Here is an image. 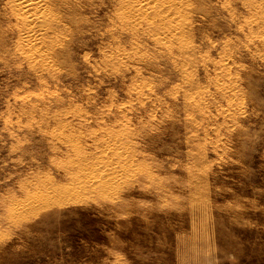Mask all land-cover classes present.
<instances>
[{
	"label": "rangeland",
	"instance_id": "1",
	"mask_svg": "<svg viewBox=\"0 0 264 264\" xmlns=\"http://www.w3.org/2000/svg\"><path fill=\"white\" fill-rule=\"evenodd\" d=\"M5 1L0 264H264V0H184L149 25L67 0L36 23L44 72Z\"/></svg>",
	"mask_w": 264,
	"mask_h": 264
},
{
	"label": "bare ground",
	"instance_id": "2",
	"mask_svg": "<svg viewBox=\"0 0 264 264\" xmlns=\"http://www.w3.org/2000/svg\"><path fill=\"white\" fill-rule=\"evenodd\" d=\"M67 0H6L5 3V11L9 14L8 20L10 18L15 21V29H17V34L19 38V46L18 50L23 52L25 54V60L28 61V64L30 63L31 66L35 69V71H40V68L43 67V72L47 71V69H50L52 64L50 62V51L47 49L50 46L47 45V41L43 40V31L42 29H39L38 26H36L37 22L42 23L41 28H44L46 22L53 21L55 19L54 12H57V8L60 11V7H64V5L67 4ZM249 7H251L250 0L246 1ZM70 3H72L70 1ZM120 5H124L123 9L119 12V18L124 21L125 23H134L136 22L139 25L146 24L149 25L153 18L161 19L163 22L167 23H174L175 19L172 17L174 12H177L179 10V14L181 15L183 13V8L187 5L184 0H120ZM71 5V4H69ZM246 5V4H245ZM55 7V8H54ZM72 7V6H71ZM247 7V6H246ZM55 9V10H54ZM254 9L256 10L254 13H259L260 16L255 17L253 20L250 19L251 24L253 22H263L264 23V5H255ZM250 10V9H248ZM167 11V13H166ZM4 12V11H2ZM164 13H166L164 15ZM6 14V15H8ZM5 13L1 14L0 19H4ZM164 15V16H162ZM255 15V14H254ZM253 15V16H254ZM11 19V21H12ZM6 20V19H5ZM249 21V22H250ZM10 22V21H9ZM248 22V21H247ZM3 22L0 21V28L1 24ZM5 23V22H4ZM9 24V23H8ZM5 24V25H8ZM250 25V24H249ZM253 25V24H252ZM12 26V25H11ZM257 26V25H256ZM260 26V25H258ZM257 26V27H258ZM6 27V26H5ZM12 27V28H13ZM11 28V30H12ZM9 29V28H8ZM254 29V28H253ZM252 29V30H253ZM166 34L164 36V39L160 42V40H157L158 43L165 44V42H173L175 40V34L171 30H165ZM258 38V37H257ZM49 44V43H48ZM54 45V44H53ZM41 49H39V47ZM48 46V47H47ZM52 49L53 46L51 45ZM43 48H46L47 50H43ZM52 60V59H51ZM47 73V72H45ZM55 115V114H54ZM56 119V118H54ZM53 119V120H54ZM61 119V118H60ZM62 121V120H61ZM64 121V120H63ZM82 122V121H81ZM55 123V122H54ZM57 123V121H56ZM84 125V124H83ZM82 125V126H83ZM104 126V125H103ZM112 127V126H111ZM110 127V128H111ZM56 128V127H55ZM125 128V127H124ZM128 128V127H127ZM78 129V128H77ZM126 129V128H125ZM58 130V129H57ZM114 130V129H112ZM55 131V130H54ZM53 131V132H54ZM77 132V131H76ZM79 132V131H78ZM106 132V131H105ZM112 132V131H111ZM119 132V131H118ZM126 132V131H125ZM130 132V131H129ZM132 132V131H131ZM57 133V132H55ZM95 133V132H94ZM77 134V133H76ZM123 134V132H122ZM125 134V133H124ZM56 134H54L55 136ZM88 135V134H87ZM108 135V134H107ZM65 136V135H64ZM63 136V137H64ZM85 136V135H84ZM117 136V135H116ZM135 136V135H134ZM83 137V136H82ZM118 137V136H117ZM57 138V137H56ZM92 138V137H91ZM98 138V137H97ZM96 138V139H97ZM112 138V137H111ZM115 138V137H114ZM113 138V139H114ZM130 138V137H129ZM95 139V140H96ZM104 139V138H103ZM125 139V136H124ZM132 139V138H131ZM129 139V140H131ZM63 140V139H62ZM71 140V139H70ZM86 140V139H85ZM72 141V140H71ZM94 141V140H93ZM99 141V140H98ZM126 141V140H125ZM103 142V141H102ZM74 143V142H73ZM72 143V145H73ZM91 143V142H90ZM100 143V142H99ZM104 143V142H103ZM107 143V142H106ZM125 143V142H124ZM79 144V143H78ZM116 144V142H115ZM77 145V143H76ZM81 145V144H80ZM100 145V144H98ZM97 145V146H98ZM110 145V143H109ZM114 145V144H113ZM92 146V145H91ZM123 146V145H122ZM69 147V146H68ZM106 147V146H105ZM112 147V146H111ZM118 147V146H117ZM121 147V146H120ZM75 148V147H74ZM97 148V147H96ZM100 148V147H99ZM107 148V147H106ZM128 148V146L126 147ZM72 149V148H71ZM76 149V148H75ZM77 150V149H76ZM79 150V149H78ZM103 150V149H102ZM106 150V149H105ZM119 150V149H118ZM81 151V150H80ZM79 151V152H80ZM113 154L116 155L118 158L119 152L117 149L111 148L110 150ZM121 151V150H120ZM126 151V150H125ZM81 153H83L81 151ZM103 153H105L103 151ZM109 153V152H108ZM125 153V152H124ZM128 153V152H127ZM80 154V153H79ZM93 154V153H92ZM81 155V154H80ZM126 155V154H125ZM124 156V155H123ZM73 157V156H72ZM75 158V157H74ZM78 158V157H77ZM85 158V157H84ZM115 158V157H114ZM71 158H69L70 160ZM105 159V157H104ZM112 159V158H111ZM76 160V159H75ZM73 161V160H72ZM88 161V160H87ZM111 161V160H110ZM126 162V161H125ZM67 164V163H66ZM72 164V163H71ZM94 165V164H93ZM105 165V163H104ZM122 165V164H121ZM67 167V166H66ZM72 168H65L66 173L63 176L64 180L67 177H73L78 181L77 189L84 188V184L82 183V180H84V173L88 169H86L85 164H82V161H78L77 163H73L70 165ZM88 167V166H87ZM114 167V166H113ZM116 167V166H115ZM92 169V168H91ZM94 169V168H93ZM63 170V168H62ZM73 170H78V176L75 175ZM125 170V169H123ZM115 171V170H114ZM117 171V170H116ZM91 172V171H90ZM110 173V172H107ZM121 173V172H120ZM118 173V174H120ZM95 174V173H93ZM104 174V173H101ZM117 174V173H116ZM86 175V174H85ZM76 176V177H75ZM90 176V175H89ZM114 176V175H113ZM120 176V175H118ZM86 177V176H85ZM99 177V176H98ZM100 178V177H99ZM115 178V177H114ZM99 180V179H98ZM105 180V179H104ZM90 181V179L88 180ZM112 181V180H111ZM88 183V182H87ZM77 184V182H76ZM88 186V184H87ZM90 186V185H89ZM109 187V185H106ZM71 187V186H70ZM76 187V186H75ZM74 188V187H73ZM76 189V190H77ZM67 191H70V189H62V194H66ZM80 191V190H79ZM82 191V190H81ZM95 192V191H94ZM44 193V192H43ZM90 193V192H89ZM42 194V193H41ZM63 194V195H64ZM53 196V193L47 194L44 196L46 200H50ZM66 196V195H65ZM38 200V198H37ZM14 207V206H13Z\"/></svg>",
	"mask_w": 264,
	"mask_h": 264
}]
</instances>
